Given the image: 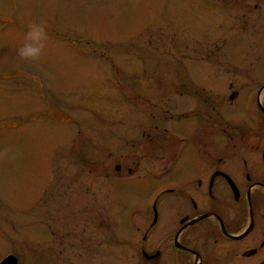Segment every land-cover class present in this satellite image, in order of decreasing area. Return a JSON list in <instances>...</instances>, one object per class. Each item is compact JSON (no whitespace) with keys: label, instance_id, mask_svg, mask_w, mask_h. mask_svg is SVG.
Listing matches in <instances>:
<instances>
[{"label":"rangeland","instance_id":"rangeland-1","mask_svg":"<svg viewBox=\"0 0 264 264\" xmlns=\"http://www.w3.org/2000/svg\"><path fill=\"white\" fill-rule=\"evenodd\" d=\"M242 14L251 20L233 19ZM259 14L264 0H0V258L55 264L61 241L81 246L100 230L107 253L116 231L129 240L123 222L143 219L135 194L149 186L135 181L146 171L136 172L146 164L136 146L146 150L153 134L138 115L181 116L157 82L209 97L215 62L226 70L230 53L251 43L229 41V29L249 28L242 22ZM32 22H44L50 39L40 61L29 63L16 50ZM185 88L170 101L192 98ZM121 154L124 182L114 169Z\"/></svg>","mask_w":264,"mask_h":264},{"label":"flooded vegetation","instance_id":"flooded-vegetation-1","mask_svg":"<svg viewBox=\"0 0 264 264\" xmlns=\"http://www.w3.org/2000/svg\"><path fill=\"white\" fill-rule=\"evenodd\" d=\"M259 15L242 22L249 28L238 33L230 27L229 41L235 35L251 43L230 53L222 65L226 70L220 71V61L215 62L209 97L182 82H157L167 89L166 106L182 112L168 116L147 110L138 115L152 124L153 134H146V150L132 144L146 162L144 168L135 167L137 174L146 169L135 181L149 186L135 194L146 207L143 219L123 222L130 239L123 243L125 235L116 231L111 253L104 230L90 234L89 241L82 239L81 246L61 241L53 254L55 264H122L127 257L132 264H264V16ZM233 19L249 18L242 14ZM183 88L192 98L170 101V93L183 97ZM191 106L199 112L184 114ZM123 138L117 133V148ZM179 142L182 146L173 154ZM122 157L116 158L114 169L124 182ZM127 171L133 174L131 168Z\"/></svg>","mask_w":264,"mask_h":264},{"label":"clouds","instance_id":"clouds-1","mask_svg":"<svg viewBox=\"0 0 264 264\" xmlns=\"http://www.w3.org/2000/svg\"><path fill=\"white\" fill-rule=\"evenodd\" d=\"M50 37L44 22H32L23 35V44L17 48L16 55L23 62H39Z\"/></svg>","mask_w":264,"mask_h":264},{"label":"water","instance_id":"water-1","mask_svg":"<svg viewBox=\"0 0 264 264\" xmlns=\"http://www.w3.org/2000/svg\"><path fill=\"white\" fill-rule=\"evenodd\" d=\"M0 264H16V258L13 256H8L3 259Z\"/></svg>","mask_w":264,"mask_h":264}]
</instances>
